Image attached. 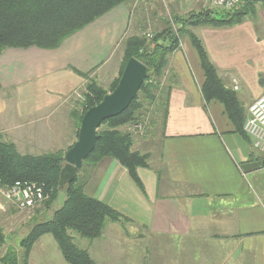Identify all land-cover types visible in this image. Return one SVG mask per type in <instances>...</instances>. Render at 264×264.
Returning <instances> with one entry per match:
<instances>
[{"label": "crops", "instance_id": "0c3cea01", "mask_svg": "<svg viewBox=\"0 0 264 264\" xmlns=\"http://www.w3.org/2000/svg\"><path fill=\"white\" fill-rule=\"evenodd\" d=\"M182 1L179 13L201 11ZM131 7H116L56 50L30 47L0 53V132L10 135L21 154L64 152L75 143L77 123L71 143L62 144L66 129L52 115L88 82L78 72L103 73L119 42L137 25ZM154 9H142L145 20L157 17ZM189 30L202 42L225 87L237 93L246 121L250 106L264 95V7H257L256 19ZM180 45L167 70L171 93L165 133L159 149L149 153L150 167L138 169L144 188L117 162L105 160L95 169L102 184L90 187V196L138 229L140 264H264V188L252 193L260 169H242L262 158L251 138L235 132L224 106L206 102L197 52L187 36ZM120 57L108 82L120 73L122 50ZM108 246L113 247L111 257L119 253ZM118 261L105 259L107 264Z\"/></svg>", "mask_w": 264, "mask_h": 264}, {"label": "trees", "instance_id": "16d2710c", "mask_svg": "<svg viewBox=\"0 0 264 264\" xmlns=\"http://www.w3.org/2000/svg\"><path fill=\"white\" fill-rule=\"evenodd\" d=\"M132 1L0 0V53L12 48L30 47L56 50L68 38L100 17ZM256 4L264 7V0H247L235 11L201 10L186 18L175 17L174 22L182 26L177 33L167 22V27L162 32H156L150 41L145 36L129 38L124 47V62L120 75L109 91L101 87L95 79L90 80L88 74L77 71L89 81L84 94L83 110L78 117L77 136L83 115L117 87L130 58L135 57L147 65L149 76L129 107L119 116L105 120L99 127L95 148L83 162L82 168L75 173L71 183L60 184L61 172L66 166V152L21 154L14 143L4 141L0 137V187L8 189L17 182H35L43 184L45 188L46 198L40 205L43 207L44 220L37 221L29 234L21 240L22 264H30L34 246L45 235L54 238L67 264H96L89 252L75 243L71 232L83 239L96 240L102 237L107 222L120 225L130 222L106 202L90 196L86 190L88 180H81L79 172L88 165L94 170L105 160H113L127 170L141 190L144 188L138 169L150 167L151 156L141 152L139 148L136 149L135 143L138 138L144 139L150 134L134 137L131 127L134 130L144 127L141 120L144 112L150 107H156L158 111V99L164 97L159 106L163 109L162 133H165L171 88L168 86L163 90L161 85L170 64V57L179 48L178 35H186L197 52L205 78L201 92L206 102L221 103L235 127V132L249 138L244 131L245 116L237 93L225 87L202 42L187 28L201 25L224 27L240 23L246 17L256 19ZM62 189L65 200L56 206ZM49 211L52 212L50 215ZM6 239L3 229L0 228V247L6 243ZM20 258L16 250H8L0 261L4 260V264H20Z\"/></svg>", "mask_w": 264, "mask_h": 264}, {"label": "rangeland", "instance_id": "374dc122", "mask_svg": "<svg viewBox=\"0 0 264 264\" xmlns=\"http://www.w3.org/2000/svg\"><path fill=\"white\" fill-rule=\"evenodd\" d=\"M147 2L150 4L145 6L144 3ZM174 2H176L177 5H175ZM182 2L183 4L184 2H188V3L190 2V4H192L196 9L205 10L202 3H200L199 1L183 0ZM129 4H131L132 6L131 12L132 15H134L133 22L135 23V25L136 24L137 25L134 27L131 26L130 30L127 32L124 38H122L121 42H119L116 53L114 54V56H112V58H110L108 64L103 68V73H101L100 76L96 75L95 77L91 76V74H88L90 80L95 79L98 82V84L107 91L110 90L112 83L116 81L120 75L119 73L118 77L113 82L111 81L108 82L109 80L108 75H111L114 68L118 67L119 60L121 59L120 57L121 50L123 51V62H124V47L126 41L129 38L133 36H145L147 40L150 41L156 32H162L167 27V22H169V26L173 28V31L177 33L179 28H181L182 26L177 25L174 22L175 17L186 18L190 14L196 13V12L179 13L176 9V7L179 8L181 6L179 0H133ZM258 6H262V5L256 4V8ZM144 7H150V8L154 7L155 8L154 10L157 12L156 13L157 17L155 19L154 18L152 19L150 17L147 20H145V15L144 12L142 11ZM152 22H154L155 25ZM187 29L189 31L190 28ZM148 33L152 34V37H148ZM178 36L180 37V44H181V40H183L186 37V35H178ZM180 46L181 45H179L178 49H180ZM170 82H171V77L166 72L163 79V83L161 85V89L163 90L167 89V87L169 86L168 84ZM87 83L83 85L81 89H78L76 92L73 91L70 94V96L67 98L68 100L67 106L64 105L56 108L55 113L52 115L53 116L52 120H56L58 122L61 121L62 126L64 124V127L66 129L65 133L62 134L63 137L61 140L62 144H64L65 142L71 143V141L73 140L71 139V132L73 126L74 125L76 126L75 123L78 122V117H80L79 115L82 113L83 110L82 105L84 104L85 101L84 94L86 92ZM6 93L8 94V92ZM24 99L25 98H21L20 101L22 102ZM26 100L29 101L32 99H26ZM162 101H164V97H162V99L161 97H159L158 104L160 105ZM159 105H158V111L156 107L154 108L150 107L147 112H144L143 118L141 119L144 124V127L140 129L137 128L135 130L133 127H131V130L132 132H134L135 135L134 137L139 135H140L139 137H141V135L143 134L145 135V133L150 134V137L147 136L144 139L138 138V141L135 143L136 149L139 148V150L143 153L155 152L160 147L161 144L160 135L162 134L163 109ZM0 137L4 141L7 142L12 141L10 139V135L8 134L1 135ZM143 140H146V143H143ZM20 142L23 144L27 142V140H22V141L20 140ZM23 147L27 149L26 145ZM69 148H67V150ZM67 150H64V152H67ZM41 153L42 152H37L34 155H39ZM99 168L100 167L98 166L96 170H100ZM259 169H260V173L257 175V178L254 179V181L252 182L253 185L252 193H254V191L261 193L264 188V167ZM96 170L91 169V165H88L79 172L80 179L88 180V183H90L89 189H87L89 195L91 194L90 187L95 188L99 185V183L100 185L102 184V181L101 182L96 181L97 179ZM3 190L4 189L0 187V228L3 229L7 239H6V243L2 247H0V259L7 254L8 250H16L18 253V257L19 258L21 257L20 264H22L21 259H22L23 251L21 249L20 242L23 238H25L29 234V232L32 230L33 226H35L37 221L44 220L43 207H40V205H38L35 208H30L27 210L20 209L14 203H11L8 200H6V198L2 194ZM64 200H65L64 189H62L58 201L56 202L55 205L56 206L60 205ZM49 212L50 215L52 212L51 211ZM123 227L127 230V233L125 230H123L124 229ZM71 235L74 236L75 243L80 248L87 250L97 264H104L105 259L107 261V259L109 258H111L112 260L119 259L120 261H118V264H140L139 257L141 255V250H142L141 243L143 242L139 240L138 229H133L128 222L127 223L125 222L123 225L107 222L102 237L96 240H90L85 238L83 239L78 234L73 232H71ZM100 244L106 247L107 245H113L119 250V253L116 254V256L111 257L112 254L110 255V253L113 250V247L110 246L111 248H109L108 246L107 247L108 249H106V247L105 249H103L99 247ZM30 258H31L29 259L30 264H67L62 257V254L58 248L56 241L51 235H45L38 241V243L34 246L31 252ZM0 264H4V260L3 262L0 261ZM105 264H107V262H105Z\"/></svg>", "mask_w": 264, "mask_h": 264}, {"label": "water", "instance_id": "95a60500", "mask_svg": "<svg viewBox=\"0 0 264 264\" xmlns=\"http://www.w3.org/2000/svg\"><path fill=\"white\" fill-rule=\"evenodd\" d=\"M148 76L149 67L135 57L130 58L117 87L106 94L99 104L86 111L81 120L77 140L64 156L66 166L61 172V185L74 180L75 173L82 168L83 162L95 148L99 127L105 120L119 116L129 107ZM262 167L264 160L242 165L246 173Z\"/></svg>", "mask_w": 264, "mask_h": 264}, {"label": "built area", "instance_id": "2783aa9c", "mask_svg": "<svg viewBox=\"0 0 264 264\" xmlns=\"http://www.w3.org/2000/svg\"><path fill=\"white\" fill-rule=\"evenodd\" d=\"M191 1H199L205 10L235 11L247 0ZM148 37H152V34L148 33ZM244 131L252 139L253 150L264 160V95L250 106ZM2 194L6 200L25 210L41 205L46 198L44 185L35 182H17L14 186L4 189Z\"/></svg>", "mask_w": 264, "mask_h": 264}]
</instances>
